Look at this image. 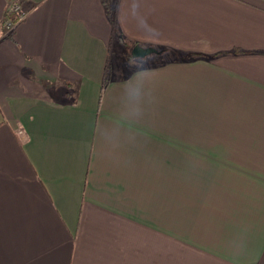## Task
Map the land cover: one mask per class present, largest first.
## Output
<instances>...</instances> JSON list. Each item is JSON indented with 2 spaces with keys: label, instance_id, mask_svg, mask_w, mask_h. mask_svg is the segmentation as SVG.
I'll return each mask as SVG.
<instances>
[{
  "label": "crops",
  "instance_id": "1",
  "mask_svg": "<svg viewBox=\"0 0 264 264\" xmlns=\"http://www.w3.org/2000/svg\"><path fill=\"white\" fill-rule=\"evenodd\" d=\"M14 1L0 264H264V0Z\"/></svg>",
  "mask_w": 264,
  "mask_h": 264
},
{
  "label": "built area",
  "instance_id": "2",
  "mask_svg": "<svg viewBox=\"0 0 264 264\" xmlns=\"http://www.w3.org/2000/svg\"><path fill=\"white\" fill-rule=\"evenodd\" d=\"M27 14V10L24 8L22 1H14L11 3L4 17V28L6 33L10 32L14 25L21 21Z\"/></svg>",
  "mask_w": 264,
  "mask_h": 264
},
{
  "label": "trees",
  "instance_id": "3",
  "mask_svg": "<svg viewBox=\"0 0 264 264\" xmlns=\"http://www.w3.org/2000/svg\"><path fill=\"white\" fill-rule=\"evenodd\" d=\"M102 1L106 5L105 0H102ZM117 2H118V0H115L114 4L112 6H109V7L106 5L107 9H108V15H109V18H110L112 34H115L117 32V20H116ZM170 51H174V50H170ZM109 66H110V63H109V57H108L107 61H106V64H105V68H104V76H103V81H102V88L105 86L106 81H107V71L109 69Z\"/></svg>",
  "mask_w": 264,
  "mask_h": 264
},
{
  "label": "water",
  "instance_id": "4",
  "mask_svg": "<svg viewBox=\"0 0 264 264\" xmlns=\"http://www.w3.org/2000/svg\"><path fill=\"white\" fill-rule=\"evenodd\" d=\"M155 49L153 47H142L140 45H134L131 48V56L133 57H144L151 52H154Z\"/></svg>",
  "mask_w": 264,
  "mask_h": 264
},
{
  "label": "rangeland",
  "instance_id": "5",
  "mask_svg": "<svg viewBox=\"0 0 264 264\" xmlns=\"http://www.w3.org/2000/svg\"><path fill=\"white\" fill-rule=\"evenodd\" d=\"M128 55H129V54H128ZM130 55H131V49H130ZM132 57H133V56H132ZM155 59H156V61H157V60L160 61V60H161V57H156Z\"/></svg>",
  "mask_w": 264,
  "mask_h": 264
}]
</instances>
